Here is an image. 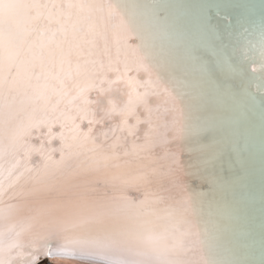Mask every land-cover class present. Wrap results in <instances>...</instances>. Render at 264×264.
<instances>
[{
  "label": "snow or ice",
  "instance_id": "obj_1",
  "mask_svg": "<svg viewBox=\"0 0 264 264\" xmlns=\"http://www.w3.org/2000/svg\"><path fill=\"white\" fill-rule=\"evenodd\" d=\"M129 15L113 0H0V205L9 193L29 198L26 223L8 246L20 251L7 259L0 255V264H35L39 255L101 264H228L203 255L186 259L189 253H203L209 228L197 218L203 208L200 194L189 193L183 178L219 179L224 148L215 139L205 142L193 135L191 109L182 106L175 88L160 85L147 53L127 43L135 20L134 12ZM221 18L231 24L230 17ZM241 27L246 43L240 53L255 63L250 29ZM216 33L219 66L242 74L243 67L233 62L236 45L228 51L232 32L221 35L217 28ZM259 45L264 73V12ZM158 85L165 102H171L166 109L171 120L154 116L151 98ZM57 124L61 131L53 133ZM40 127L47 128L49 143L60 139L58 160L50 154L57 149L45 150L43 141L39 149L30 143L33 129ZM193 140L196 148L169 147ZM156 148L163 150L162 157ZM185 150L195 152L196 159L182 177ZM37 151L41 162L33 166ZM6 158L12 161L7 168ZM261 169L264 174V148ZM89 175H103L111 195H93L97 190L80 180ZM152 185L157 191L150 190ZM129 186L142 187L144 198L124 195ZM173 188L182 190L179 198L161 194ZM18 210L17 205L0 206V219ZM26 233L25 245L19 237ZM52 240L59 242L54 252Z\"/></svg>",
  "mask_w": 264,
  "mask_h": 264
},
{
  "label": "bare ground",
  "instance_id": "obj_2",
  "mask_svg": "<svg viewBox=\"0 0 264 264\" xmlns=\"http://www.w3.org/2000/svg\"><path fill=\"white\" fill-rule=\"evenodd\" d=\"M71 2L91 3L93 0ZM95 2L98 3L100 0ZM113 2L129 11V19L134 12L133 32L127 43L147 53L153 72L160 77V85L169 89L175 88L182 106L191 109L193 135L199 136L205 142L215 139L224 148L223 168H217L219 179L215 181L192 176L183 177L184 171H189L188 162L190 160L195 162L196 153L190 155L185 150L180 156L183 162L180 175L187 183L188 192L199 193L203 202V208L197 209V218L202 228L205 221L208 222L209 228V234L204 237L203 253H189L186 259L195 260L203 255L209 260L228 264H262L264 174L261 169V154L264 148L262 103L264 73L259 71V41L261 15L264 12L261 5H264V0H113ZM221 16L230 17L231 24ZM241 25L250 29L247 39L252 41L255 49V63L245 59L240 53V46L246 43V38L240 36ZM217 28L221 35L228 31L232 32L228 51L231 52L232 45H236L233 62L238 67H243L242 74H229L219 66ZM130 75L134 76L136 73L132 72ZM140 75L144 80L149 79L143 72ZM154 90L157 93L151 98L154 116H158L161 122L171 120V114L166 111L171 107V102H165L166 94L162 87L158 85ZM140 91L144 89L141 88ZM81 128L87 131V121ZM47 131L46 127L33 129L30 143L39 149L43 141L45 150L57 149L50 154L58 160L61 141L57 137L51 139L49 143ZM60 131L58 124L52 128L53 133ZM131 142L132 137H128L129 148ZM196 146L195 140L191 144L184 141L169 145L173 151L181 147ZM155 153L161 157L164 155L161 148H156ZM249 157L251 162L244 163L243 161H247ZM11 162L6 158L5 168ZM40 162L39 152H34L30 163L35 166ZM103 171L104 169L100 170ZM80 180L85 186L97 190L92 193L95 196H103L105 191L111 195V189L106 188L103 175L84 176ZM164 183L167 188V181ZM150 190L157 191V186L152 185ZM123 194L133 201H139L144 198V189L129 186ZM161 194L179 198L182 190L173 188ZM10 196L11 193L4 196L0 206L7 209L10 204L17 205L20 210L15 211L11 217L5 216L4 219H0V246L3 249L0 255L5 259L15 256L20 251L18 248L9 251L8 246L17 239L16 232L20 226L26 223L28 215L26 206L29 203L26 196L17 198ZM19 239L26 245L29 236L26 233ZM58 247V241H50V250L54 252ZM28 250L25 246L24 251ZM45 257V264H101L95 260L63 256Z\"/></svg>",
  "mask_w": 264,
  "mask_h": 264
},
{
  "label": "rangeland",
  "instance_id": "obj_3",
  "mask_svg": "<svg viewBox=\"0 0 264 264\" xmlns=\"http://www.w3.org/2000/svg\"><path fill=\"white\" fill-rule=\"evenodd\" d=\"M37 264H45V262H44V261H41V262H39V263H37Z\"/></svg>",
  "mask_w": 264,
  "mask_h": 264
}]
</instances>
